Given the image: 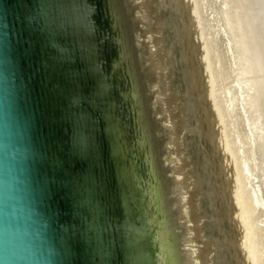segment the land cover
<instances>
[{
    "label": "water",
    "instance_id": "obj_1",
    "mask_svg": "<svg viewBox=\"0 0 264 264\" xmlns=\"http://www.w3.org/2000/svg\"><path fill=\"white\" fill-rule=\"evenodd\" d=\"M0 264H264V0H0Z\"/></svg>",
    "mask_w": 264,
    "mask_h": 264
}]
</instances>
